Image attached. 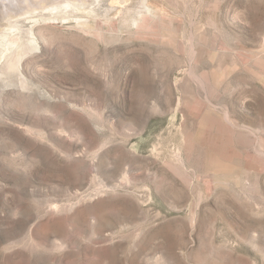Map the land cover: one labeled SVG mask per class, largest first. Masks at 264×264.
Listing matches in <instances>:
<instances>
[{"label": "rangeland", "instance_id": "374dc122", "mask_svg": "<svg viewBox=\"0 0 264 264\" xmlns=\"http://www.w3.org/2000/svg\"><path fill=\"white\" fill-rule=\"evenodd\" d=\"M83 1L0 20V264H264V0Z\"/></svg>", "mask_w": 264, "mask_h": 264}, {"label": "bare ground", "instance_id": "6f19581e", "mask_svg": "<svg viewBox=\"0 0 264 264\" xmlns=\"http://www.w3.org/2000/svg\"><path fill=\"white\" fill-rule=\"evenodd\" d=\"M43 2L46 4L43 5ZM77 2H80V3L74 4L73 0H0V20L2 17L11 16V14H15L20 17H23V14L25 13L29 15L28 11L31 9H35V8H38V9L42 8L43 10L46 9L51 13L54 11H57L61 7L63 8L70 7L69 9L73 8L75 10L76 7H79L80 5L82 8V4H83L82 2L84 1L77 0ZM83 7L85 8L87 6H83ZM42 9L40 11H42ZM46 10H44V12ZM65 10L66 9H64V12ZM93 11L91 10V13H92L91 17L75 19L74 23H76V27L78 28V30L82 31L87 36L89 35L93 36L101 41H111V40L116 39L117 37L122 36V33L116 23V20L101 17L97 15L95 11L94 12ZM147 11L148 12H159L160 10L156 9L155 7L148 6ZM151 16L153 17V15ZM44 22L51 23V24H58V19L49 17L48 19H44ZM134 24L136 25L137 22H134ZM74 41L67 45V48L65 49V51H63V54H58L57 56L53 57L52 58L53 62L59 63L61 58L62 59L65 58L66 59L65 65L67 67L69 66L72 69V71L64 70L63 72L64 75L69 76V77H74V78L89 79L88 77L91 75H88L87 69L82 65L83 50L80 47V44L78 43L76 44L77 41L76 42ZM112 42L113 41H111V43ZM29 47L30 49H28ZM40 50H41L40 44H39V40L36 35V32L34 30V25H31L27 30H24L22 27H20L16 23L10 24L8 28H6L3 32L0 33V63H1L0 75L3 72V69H2L3 66L6 68H9V71H12L11 69H13V71H18L22 75V73L20 72V68L18 66L23 56L26 54L27 51L40 52ZM93 52L94 51H92L91 53ZM104 53H106V51ZM88 57H89V54H88ZM112 259L114 260V258ZM113 260H111L112 263L115 262Z\"/></svg>", "mask_w": 264, "mask_h": 264}]
</instances>
